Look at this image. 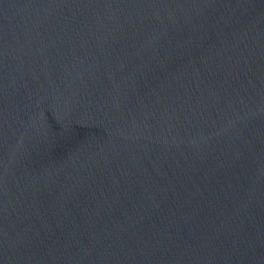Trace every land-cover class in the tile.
<instances>
[{
  "label": "water",
  "instance_id": "obj_1",
  "mask_svg": "<svg viewBox=\"0 0 264 264\" xmlns=\"http://www.w3.org/2000/svg\"><path fill=\"white\" fill-rule=\"evenodd\" d=\"M0 264H264V0H0Z\"/></svg>",
  "mask_w": 264,
  "mask_h": 264
}]
</instances>
